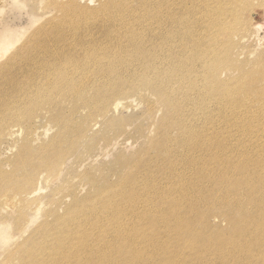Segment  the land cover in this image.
<instances>
[{"label":"bare ground","instance_id":"bare-ground-1","mask_svg":"<svg viewBox=\"0 0 264 264\" xmlns=\"http://www.w3.org/2000/svg\"><path fill=\"white\" fill-rule=\"evenodd\" d=\"M206 1L200 2L206 9L200 8L196 14L188 8V0H184V10L177 18L171 11H164L170 0H104L95 10L88 8L81 0L57 3L64 17L55 25V30L76 32L81 48L74 50V54L57 51L54 63L51 62L52 73H46L39 65L41 74H54L55 71L58 77L43 83L40 81L43 75L32 89L29 88L28 96L21 98L16 107L17 110L21 109L19 118L22 114L29 117L41 106L50 105V109L56 112L55 118L51 115L52 122L59 120L61 125L56 137L61 135L64 124V136L73 137L72 143H69V155H73L78 151L79 140L85 138L82 127L89 121L87 116L81 118V123L79 120L73 123L74 115L79 113L82 105L89 108L91 113L95 111V114L109 115L113 106L117 109L124 107V102L118 101V96L127 92L124 91L125 86L132 94H141L146 90L156 94L164 105L161 123L167 127L149 149L164 155L179 151L171 144L173 136L169 132L173 127L184 128L182 121L185 120L184 137L176 141L180 146L189 139L190 155L194 159L190 167H181L179 172L170 176V180L176 183L173 197L168 199L161 196L154 209L144 208V213L136 212L139 221L132 227L135 230L131 231L133 234L129 237L140 242L132 245L126 241L122 246L113 247L115 245L111 244L103 251H94L89 258L97 256L98 261L93 264H106L108 260H112V264H264V120L257 122L259 118L264 119V60L260 55L249 63L235 60L232 55L233 38L231 35L224 38L225 33L235 28L238 20H242L239 8L244 0ZM150 8V11L144 12ZM129 9L131 11L126 12ZM195 15L202 19V27H197L199 21ZM82 19L93 23L82 24ZM206 20L209 22L205 24ZM117 21L121 25H117ZM99 22L101 27L108 28L107 35L110 37H125L127 41H133L138 30L145 32L150 29L145 38L147 42H156V45L161 42V48L165 50V44H171L176 39L178 49L173 50V46L169 45L172 51L164 74L155 69L152 62L151 56L157 57L158 53L149 51L144 42L130 48L135 53L129 60L125 59L136 64L135 72L127 70L130 71L128 74H106L115 68L116 63L93 33L97 32ZM84 25L87 31L92 30L91 41L86 44H83L79 33ZM5 31L0 32V46L12 44V36H17L13 30ZM243 31H246L245 24ZM207 32L211 33L209 43L204 41ZM41 33L42 28L33 30L11 60L16 56L30 60L35 49L41 47ZM225 59L227 68L232 66V70H237L239 74H233L228 79L217 74L218 63ZM205 65H209V71ZM7 67L9 65L0 68V71ZM70 68L81 74H69ZM152 70L154 74H150ZM87 72L92 73V79ZM118 72L115 70L113 73ZM99 73L104 74L95 77ZM48 78L46 76L43 80ZM94 82L97 84L91 89ZM55 98H60V106L53 107ZM69 98L74 106L70 110L71 115L67 116L62 105L63 99ZM196 120L204 125L209 123L212 133L204 132V127H194ZM223 124L225 127L222 128ZM70 125V130H66ZM260 126L263 127L262 135L258 129ZM112 128L118 127L108 125L107 130ZM18 131L12 129L10 133L15 135ZM59 142L53 143V146ZM34 149L28 140L24 141L22 152L17 157L16 170L9 175L0 172L1 193L23 189L18 194L24 193V196H8L4 203H11L21 211L24 209L22 205L32 202L30 196L34 190L28 191L34 186H31L34 173L41 168L55 171L66 157L59 147L57 152L50 154L54 157L59 155V158H51L43 167L37 168L30 158ZM204 151L207 158L203 160L201 153ZM156 154L159 157L160 154ZM232 157L238 159L234 161ZM119 164L124 173L117 181L97 185L96 190L87 197L75 199L63 212L56 211L52 220L42 223L38 227L39 232L27 236L17 245L18 252L8 253L7 258L11 257L17 264H81L82 252L78 245L85 233L79 224L99 217L108 220L115 215L122 219L128 203L136 208L140 195L146 191L142 189L145 184L136 181L133 173V166L138 168L140 160L121 157ZM184 164L186 162L183 160L178 162L180 166ZM161 165L158 164L159 168ZM213 166H217L220 172H215ZM23 173L28 178L26 181H13L21 178L20 174ZM212 203L225 209L224 219H221L228 225L224 228L218 224L200 230V226L209 224L206 208ZM21 215L23 212H19L17 218V231L21 230ZM199 220L201 223H198ZM75 244L77 250L73 246Z\"/></svg>","mask_w":264,"mask_h":264},{"label":"rangeland","instance_id":"rangeland-1","mask_svg":"<svg viewBox=\"0 0 264 264\" xmlns=\"http://www.w3.org/2000/svg\"><path fill=\"white\" fill-rule=\"evenodd\" d=\"M65 1L68 0H0V32H6L5 30L17 32V36H12V44L0 46V68L9 65L5 70L0 71V172L9 175L16 170L17 157L22 152V144L27 140L35 147L30 153L32 154L30 158H32V162L36 163L37 168L43 167L51 158H59V155L57 157L50 156L51 153L57 152L56 150H59V147L63 150V155H66L60 161V167H57L55 171H44L41 168V170L38 169L34 173L33 184L31 185L34 186H30L31 188L28 191L34 190L30 196L32 202L22 205L24 207L22 211L18 207L12 206L11 203L8 205L4 203L7 201L6 197L18 194L23 189L0 192V264H17L12 261L11 257L7 258V254L11 252L17 253V245L31 233L34 235L36 231L39 232L38 227L42 223L52 220L56 211L63 212L64 208L75 201V199L87 197L96 190L97 185L101 186L108 182L113 184L117 181L124 173L123 167L119 164V159L128 156L132 159L138 158L140 160L138 168L133 166V173H135L136 181L145 184V188L143 187L142 189L146 191L142 195L138 193L140 202L136 208H133L128 203V208H125L123 213V216H125L122 219L116 218L117 215H115L108 220H103L102 217H99L91 222L79 224L81 231L85 233L78 245L79 250L82 252L81 264H93L98 261V257L93 256L92 259L94 258V261L91 262L92 259L89 258V255L94 253V251L96 253L103 251L104 247L111 244L115 245L113 247L122 246V243L128 241L132 245H137L140 241L129 237L133 234L131 231L135 230L132 227L139 221L136 212L144 213V208H148V210L154 209L157 206L156 202L161 196H165L168 199L173 197L172 191L175 189L176 183L175 180H170V176L179 172L181 167H190V162L194 164V159L190 155V140L188 139L186 144H181L180 146L176 141L184 137L182 134L185 132V120L182 121L185 125L184 128L173 127L169 132L173 136L171 144L179 151H175L173 155H164L154 149H149L152 147V142L156 138H160L167 127L164 123H161L164 117V105L159 102V97L156 94H150L146 90L142 91L141 94L136 92L132 94L130 93L131 91H128L130 90L129 87L127 86L126 88L125 86L124 91L127 92L118 96V101L124 102V107L118 109L114 106L110 107L109 115L105 114L102 116L98 113L95 114V111L91 113L89 108H84L82 105L79 113L74 115L75 120H73V123L76 120L81 123L83 121L81 118L87 116L89 121H86L85 126L82 127L85 138L79 140L78 151L73 155H69L71 152L69 143H72L71 138L73 137H67V134L64 136V124H62L61 135L56 137L61 131V125L58 122L59 120L52 122L51 115L55 118L56 112L50 109V105L41 106L29 117L22 114L21 118H19L21 109L17 110L16 107L19 105L21 98L28 96L29 88L35 86L43 75H45L44 77H49L46 80H43V77L40 80L43 83L58 77L55 71L54 74H41L39 65L46 73H52L51 62L54 63V55L57 51H62L64 54L69 52L74 54L76 52L74 50L81 48L76 32L67 30L62 33L55 30V25L64 17V12L57 6V3H65ZM103 1L81 0L83 4L92 9H96ZM183 2L184 0H170L165 5L164 11H171L172 15L177 18L184 10ZM200 2L201 0H188L187 6L197 14L200 12V8L206 9L205 5ZM206 2L210 3L209 0ZM150 10L151 8L144 12ZM130 11L131 9L126 10V12ZM239 12L244 23L241 19L238 20L237 26L230 32L227 31L224 35V38H228L231 35L234 40L235 44L232 48L233 58L238 61H248L249 63L252 62V58L256 55H260L264 60V54H262L264 52V0H244ZM195 18L199 21L197 27H202V19L198 15H195ZM81 22L82 24L93 23V21L84 19ZM207 22L209 20H206L205 24ZM116 24L121 25V22L117 21ZM244 24L246 25V31L242 32ZM83 27L79 33H81L83 44H86L91 41L92 30L89 29L87 31L85 25ZM36 28H42V33L39 36L41 47L35 49L36 51L31 54V59L28 61L18 56L11 60V56ZM161 28L165 30L163 26ZM107 31L108 28L101 27L99 22L97 32L94 31L93 33L108 54L114 58L115 68L106 73L112 74V76L114 74H128L127 72L130 71L135 72L136 64L130 62L131 60L125 61V59L129 60L135 53L130 48L142 42L147 45L149 51L158 53V58L153 55L151 58L155 64V69L160 73H163L167 67L169 54L172 51L170 46H173V50L178 49L176 39H173L171 44H165V50L161 48V42L159 45H156V42H147L145 38L150 29L145 32L142 29L138 30L133 41H127L125 37H110L107 35ZM121 31L125 32V30ZM207 34L204 41L209 43L211 33L207 32ZM119 51L123 52L116 53ZM198 64L200 65V63ZM218 64L220 67H218L217 74H221L222 78L228 79L234 76L233 74H239L237 70H232V66L227 68L226 59L221 60ZM205 66L209 71V65ZM193 67L197 68L198 66L193 65ZM115 70L119 72L113 73ZM69 74L81 73L75 72L70 68ZM86 74H91L92 79L93 75L91 72ZM102 74L104 73H99L95 77H100ZM150 74H154V71L152 70ZM95 84L97 82L92 84L91 89ZM87 97L90 96H84V98ZM55 105L60 106V98H55L53 107ZM73 106L74 103L71 98L63 99L62 109H64L65 115H71L70 110ZM259 119L257 120L259 123L264 120L262 118ZM208 124L204 125L202 121L196 120L194 127H204V132L210 134L212 129ZM108 125L118 128L107 130ZM223 127H225V124H223ZM70 128L71 125L67 126L66 130H70ZM262 128V126L258 128L261 135L263 134ZM12 129H18L19 131L14 135L10 133ZM179 134L180 136H178ZM57 141L61 142L53 146V143ZM48 144L49 147L47 146ZM205 152L201 153L203 160L207 158ZM156 153L160 154V158ZM232 158L234 161L238 159L237 157ZM181 160L186 162V164L178 165ZM160 163L162 165L159 168L158 164ZM212 168L215 169V172L219 170L217 166ZM26 173L29 176V172L27 171ZM20 176L21 178H15L13 181L24 182L28 179L25 173L20 174ZM139 186L141 187L140 183ZM148 192L150 198H147L146 193ZM24 195V193L18 194L17 197ZM213 204L215 203L210 204L206 208L209 224L200 226V230H206L218 224H222L224 228L227 227L228 224L221 219L225 216V209ZM117 209L119 210V208ZM168 211H171V209ZM19 212H23V215L20 216L22 218L21 230L17 231ZM25 218L26 220H24ZM198 223H201V221L199 220ZM168 232L171 231H166V233ZM83 242L85 243L81 246ZM73 246L76 250L78 249L76 244ZM106 264H112V260H108Z\"/></svg>","mask_w":264,"mask_h":264}]
</instances>
